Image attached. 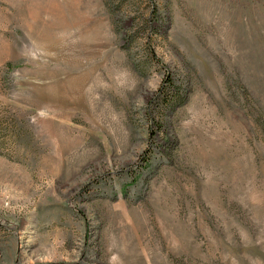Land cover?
I'll return each mask as SVG.
<instances>
[{
  "label": "rangeland",
  "instance_id": "obj_1",
  "mask_svg": "<svg viewBox=\"0 0 264 264\" xmlns=\"http://www.w3.org/2000/svg\"><path fill=\"white\" fill-rule=\"evenodd\" d=\"M152 2L0 0V264H264V0Z\"/></svg>",
  "mask_w": 264,
  "mask_h": 264
},
{
  "label": "trees",
  "instance_id": "obj_2",
  "mask_svg": "<svg viewBox=\"0 0 264 264\" xmlns=\"http://www.w3.org/2000/svg\"><path fill=\"white\" fill-rule=\"evenodd\" d=\"M149 1L152 2V0ZM152 6L154 5L152 4ZM185 102L186 98L181 92V87H179L175 82L168 80V83L161 87L151 103L156 108L166 109L168 107H181Z\"/></svg>",
  "mask_w": 264,
  "mask_h": 264
}]
</instances>
